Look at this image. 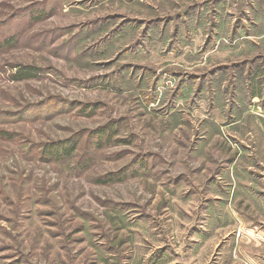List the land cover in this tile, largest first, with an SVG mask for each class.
<instances>
[{
    "label": "rangeland",
    "instance_id": "obj_1",
    "mask_svg": "<svg viewBox=\"0 0 264 264\" xmlns=\"http://www.w3.org/2000/svg\"><path fill=\"white\" fill-rule=\"evenodd\" d=\"M0 44V264H264V0H0Z\"/></svg>",
    "mask_w": 264,
    "mask_h": 264
},
{
    "label": "trees",
    "instance_id": "obj_2",
    "mask_svg": "<svg viewBox=\"0 0 264 264\" xmlns=\"http://www.w3.org/2000/svg\"><path fill=\"white\" fill-rule=\"evenodd\" d=\"M9 41L10 40L5 41L4 43H9ZM1 45L2 44H0V47ZM36 71L37 69L32 67L23 68V70L14 75L13 80L17 82L27 80L35 76ZM76 149V144L70 142H61L56 145V149L52 150V153L55 155L56 159H68L76 152Z\"/></svg>",
    "mask_w": 264,
    "mask_h": 264
}]
</instances>
